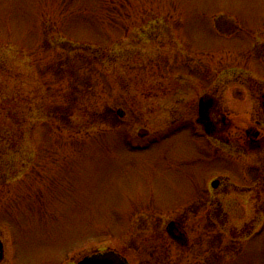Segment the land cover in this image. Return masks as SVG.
<instances>
[{
  "label": "rangeland",
  "instance_id": "rangeland-1",
  "mask_svg": "<svg viewBox=\"0 0 264 264\" xmlns=\"http://www.w3.org/2000/svg\"><path fill=\"white\" fill-rule=\"evenodd\" d=\"M252 84L264 90V0H0L1 264L104 250L134 264H264V212L226 206L221 227L209 185L228 178L229 203L263 193L264 163L195 123L204 95L234 122L263 113ZM173 220L187 248L167 235ZM244 222L261 225L251 237Z\"/></svg>",
  "mask_w": 264,
  "mask_h": 264
},
{
  "label": "flooded vegetation",
  "instance_id": "flooded-vegetation-1",
  "mask_svg": "<svg viewBox=\"0 0 264 264\" xmlns=\"http://www.w3.org/2000/svg\"><path fill=\"white\" fill-rule=\"evenodd\" d=\"M251 87L253 91L252 94L256 95L257 100L263 109V113H250L246 118L240 116L241 121L234 122L230 119L228 120V117L224 115L225 111L223 110L222 102L217 97L204 95L208 98L202 102V106L200 107V99L204 96L200 97L198 103V116L195 119V123L203 134L215 141L220 148L225 149V152L234 151L247 156L249 158V165L256 168L258 166L261 167L264 163V90H256L253 84ZM149 135L150 132L146 136ZM258 154H262V156L259 158L257 156ZM214 181H218L216 188L212 186ZM209 185L211 190H214L222 198V200L216 204L215 209L211 211V213L216 215L221 213V215L225 216L226 214L224 213H226V206L234 207L235 205H238L239 207L237 206L236 208H241L243 211L246 207L248 214L252 212V209L254 210L253 215L255 216L263 214L264 191L262 193L254 186H247L246 188L240 189V198L235 201L236 203H229L230 201H226L227 194L231 190L228 178L223 176L214 177ZM250 202H252V205ZM252 221L255 222L256 220L253 219ZM170 224H173L171 228ZM226 224L227 218L225 216L223 219H220V226L224 227ZM248 224L249 223L244 222L242 224L243 226H241L244 228V226L246 227ZM260 225L261 224L259 223L256 227H259ZM256 227L253 232L247 230V228H249L248 226L244 229H246V232H250V234L252 233L250 235L252 237L253 234L258 232ZM236 228L237 230L234 231L233 235L241 239H246L248 233H246L240 226H237ZM166 233L179 246L187 248L190 245L189 235L180 222L175 220L170 221L166 227ZM122 255L125 256L124 254ZM127 260L130 264H134L130 259L127 258Z\"/></svg>",
  "mask_w": 264,
  "mask_h": 264
},
{
  "label": "water",
  "instance_id": "water-1",
  "mask_svg": "<svg viewBox=\"0 0 264 264\" xmlns=\"http://www.w3.org/2000/svg\"><path fill=\"white\" fill-rule=\"evenodd\" d=\"M208 97H202L200 99V107L202 106V102ZM208 101V100H207ZM201 114V111H200ZM117 115L121 118L125 116V111L123 109H119L117 111ZM149 132L146 130H141L139 136L145 137ZM218 181H214L212 186L214 188L217 187ZM173 224H170V228ZM5 258V247L0 239V263L4 261ZM77 264H130L125 256L115 250H105L91 253L89 255L84 256Z\"/></svg>",
  "mask_w": 264,
  "mask_h": 264
}]
</instances>
